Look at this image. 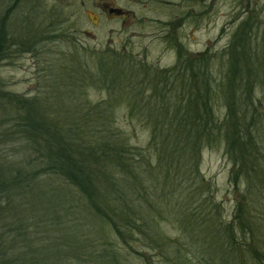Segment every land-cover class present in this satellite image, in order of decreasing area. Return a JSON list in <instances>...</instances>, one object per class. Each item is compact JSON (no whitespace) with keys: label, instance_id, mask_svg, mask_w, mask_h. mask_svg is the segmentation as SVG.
<instances>
[{"label":"trees","instance_id":"1","mask_svg":"<svg viewBox=\"0 0 264 264\" xmlns=\"http://www.w3.org/2000/svg\"><path fill=\"white\" fill-rule=\"evenodd\" d=\"M21 28L26 43L30 28ZM10 36L4 16L0 64ZM105 53L90 69L76 55L55 68L47 88L61 105L11 93L0 81V145L11 142L14 151L12 159L0 153V264H125L120 245L144 264H153L149 251L163 264H260L264 27L237 25L215 82L205 53L180 47L168 69ZM89 85L106 97L75 99ZM122 103L148 130L143 148L115 118ZM218 142L236 195L226 220L200 170L203 148Z\"/></svg>","mask_w":264,"mask_h":264},{"label":"rangeland","instance_id":"2","mask_svg":"<svg viewBox=\"0 0 264 264\" xmlns=\"http://www.w3.org/2000/svg\"><path fill=\"white\" fill-rule=\"evenodd\" d=\"M110 6L122 8L127 16L112 18L107 11ZM4 16L11 41L9 54L0 64L3 88L61 105L47 87L55 68L67 65L75 55L88 69L94 67L97 55L108 50H121L145 64L168 69L177 63L181 47L192 56L207 54L212 78L220 80L225 50L237 25L248 22L251 27H264V0H0V19ZM25 25L30 30L23 43L21 26ZM105 97L104 90L89 85L82 93L79 89L75 99L90 103ZM213 105L214 111L223 113L220 99L214 98ZM119 106L115 115L118 124L130 134L133 145L145 147L148 130L138 119L129 118L124 103ZM12 147L11 142L0 145V153L12 159ZM230 168L223 143L203 148L200 170L213 183L214 201L216 186L225 220L230 218L236 196L229 191ZM66 191L70 193L68 188ZM164 227L168 233H176L174 226L165 223ZM119 250L125 264H144L141 256L126 247L120 245ZM155 254L149 251L147 255L153 264H163ZM258 254L264 264V243ZM248 264L259 263L251 260Z\"/></svg>","mask_w":264,"mask_h":264},{"label":"flooded vegetation","instance_id":"3","mask_svg":"<svg viewBox=\"0 0 264 264\" xmlns=\"http://www.w3.org/2000/svg\"><path fill=\"white\" fill-rule=\"evenodd\" d=\"M107 11H108V14H110L112 18L119 17V18L124 19L127 16L126 11L116 6H110Z\"/></svg>","mask_w":264,"mask_h":264},{"label":"bare ground","instance_id":"4","mask_svg":"<svg viewBox=\"0 0 264 264\" xmlns=\"http://www.w3.org/2000/svg\"><path fill=\"white\" fill-rule=\"evenodd\" d=\"M91 19H94V17L93 18L91 17Z\"/></svg>","mask_w":264,"mask_h":264}]
</instances>
